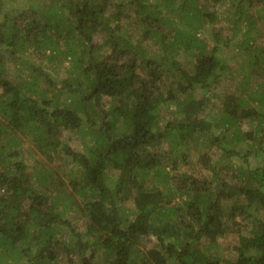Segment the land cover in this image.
<instances>
[{"label": "trees", "instance_id": "1", "mask_svg": "<svg viewBox=\"0 0 264 264\" xmlns=\"http://www.w3.org/2000/svg\"><path fill=\"white\" fill-rule=\"evenodd\" d=\"M199 2L50 0L4 16L0 0V264H264V83L249 86L264 74L253 17L264 0H230L233 35H215L211 47L196 26L220 18ZM240 36L234 46L249 58L243 93L224 97L218 124L205 121L209 95L234 76L224 47ZM151 38L160 54L142 45ZM180 49L192 52L190 66ZM29 50L55 71L67 62L74 76L59 88L48 76L49 92L40 89ZM13 65L29 70L24 87L9 81ZM80 131L91 138L86 153L61 140ZM200 139V170L189 173L187 156ZM28 142L41 156L26 173L18 148ZM161 142L168 155L155 151ZM61 158L71 170L52 166ZM73 208L91 241L66 220ZM236 233L230 248L213 249ZM144 237H154V247L141 249Z\"/></svg>", "mask_w": 264, "mask_h": 264}, {"label": "rangeland", "instance_id": "2", "mask_svg": "<svg viewBox=\"0 0 264 264\" xmlns=\"http://www.w3.org/2000/svg\"><path fill=\"white\" fill-rule=\"evenodd\" d=\"M2 1L4 5L3 7H1V10L4 16L10 15L11 12H13L15 9H19V8L22 9L23 7L26 8L27 6L32 4V2H40V3L50 2V0H2ZM226 1L227 2H225L223 5L213 4L214 0H209V1L200 0L199 2V4L202 3L203 6L207 7L208 13L215 14L217 15V17L220 18V20H217L216 23H211L209 22V20H205L204 23H201L196 26V28L198 29L199 36L206 41L207 47H211L217 44L215 43V40L217 39L215 35H221L220 36L221 41L225 39L228 40V38L232 37L233 35L232 25H230L225 20L227 16L229 15V11H230V3H229L230 0H226ZM260 5L261 4H257V6H260ZM253 17L255 20L254 28L255 30H258L257 35H256L257 45L261 47V49H263V52H264V11L253 12ZM1 19L2 17H0V21ZM241 40L242 39L240 36L237 39V41L231 42L230 47H227V48L224 47L223 57L225 58L227 62L230 63L233 69V72H234L233 74L234 76L231 79H229L230 78L229 77L228 79L222 81V83H220L217 86V88H215L212 91V93L209 95V99H207L206 105L203 111L201 112V118L204 119L205 121L215 122L216 124H218L217 121L222 111V104H223V101L225 100L224 97H227L228 95L232 93L233 94L235 93L237 95H241L243 93V89L241 86L242 84H245V83L242 82V79L243 77L247 75V72H248L247 71L248 68L246 67L244 69V67L247 65V61L249 60V58L247 59L246 56H244V54L238 51V49L234 46L237 42H240ZM63 42L64 41H62L61 43ZM102 42L103 40L101 36L95 38L94 40V43L100 44ZM155 42H156L155 39L151 38V39L143 41L142 45L146 47L149 52H152V51L159 52L160 54L161 45L159 43L156 44ZM190 53L192 54V52H185L182 49L179 50V58L186 64V66H190L191 63L195 61L192 55H190ZM24 58L32 61L33 63H36L35 66L39 68L41 71L40 73L41 79L39 80L38 87L40 89H45L48 92L51 87L47 79L48 76H51L56 81H58L57 88L61 86V82L64 79H66L69 76H74V73L72 70H70L71 67L67 62H64L63 68H61L58 71H55V69L48 66L47 61H44L42 58L37 57L34 54H31V50H29L28 53L26 52V54H24ZM22 66H25V65H22ZM143 72L144 71H142V74ZM261 72L264 73V69ZM9 76H10L9 81L15 83L16 85H19L20 87H24L25 81L29 78V76H31V74L29 70H23L21 66L13 65L11 69H9ZM256 83L257 85L264 83V74L256 73V75L252 77V84L249 86L255 85ZM1 93H2V90L0 89V95ZM199 96H201V92ZM64 98L65 96L63 97V99ZM54 101H56L57 103L63 102L61 97L54 98ZM101 102H102V106L100 108L104 109L105 111H108L110 107V100L107 98H103ZM172 107L174 108V106L171 105V109ZM170 111L168 110L164 112V117H166L167 119L171 118L172 114L170 113ZM252 127H254V124L249 123V124H246L244 129L245 130L252 129ZM223 131L224 129L220 126H216L214 128V132L217 133L216 135L218 136H221ZM63 139L70 140L73 149L75 151H79L82 153H86L87 146L91 144L90 143L91 138L88 135H86L85 132H82V131L64 132L61 135V140ZM206 145H207L206 140L200 139L195 145L191 147V150L189 151L190 154H188L187 156L188 158L187 161L188 163H190L188 167L189 173L195 174V173H198V171L200 170L199 162H200L201 157L203 156V152L205 151ZM224 145L229 146V144H224ZM188 146L190 147V145ZM155 149H156L155 151L159 153H162V154L164 153L165 155H168L172 148L169 144H166L165 142H161V143H158V145H156ZM18 151L22 154V156H24L23 161L27 165L26 167H28V169L26 170V173H27L31 170V166L41 155L35 152L34 146L32 145L31 142H28L27 144L19 147ZM210 154L212 155L214 160H217L218 157H221L222 150L220 148L218 149L215 146L212 148V150H210ZM237 160L241 161L240 159H237ZM259 161L260 160H255V162H259ZM52 166L58 169L68 168V170H71L70 169L71 164H66L65 160L62 158L60 160L57 159ZM66 166H69V167H66ZM116 177L117 176L115 174H112V178L116 179ZM151 183L153 184L157 183L156 177H155V180L151 179ZM53 191H55L54 188H53ZM48 198L50 197L48 196ZM182 200L183 199L178 198L175 202L178 204ZM128 207L131 208V210H133L134 209L133 203L129 202L126 208L128 209ZM69 215L70 217L68 216V219L66 220L74 223L73 225H75L77 231L81 233V235H83L82 237L84 240L91 241L92 238L91 237L88 238L87 234H85L87 233L86 219L83 218V216L79 215V212L74 208L69 211ZM73 219L75 220V222L73 221ZM247 225H251V223H248ZM250 230H251V227H248V229L243 230L241 233L243 235L249 236L251 232ZM65 235L67 236V234ZM237 238H238L237 233L229 234L225 238H219L218 244L212 245V247L218 254H221V252H223V250L226 247L230 248L229 245L231 244V242L233 243V241H236ZM140 241H141V245H140L141 249L145 251L147 249L154 247L156 243V239L154 237H144ZM206 245H208L207 241L200 244V247H204V246L206 247ZM229 259L234 260L235 253L231 254ZM96 260H98L99 263H101V260H99L98 258H96ZM19 264H27V261H21Z\"/></svg>", "mask_w": 264, "mask_h": 264}]
</instances>
